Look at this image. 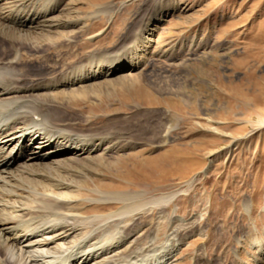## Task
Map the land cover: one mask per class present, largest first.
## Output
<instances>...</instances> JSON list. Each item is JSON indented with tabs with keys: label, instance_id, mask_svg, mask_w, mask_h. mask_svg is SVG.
<instances>
[{
	"label": "rangeland",
	"instance_id": "1",
	"mask_svg": "<svg viewBox=\"0 0 264 264\" xmlns=\"http://www.w3.org/2000/svg\"><path fill=\"white\" fill-rule=\"evenodd\" d=\"M67 2L92 32L104 33L80 35L72 58L52 48L23 51L28 77L59 72L56 60L122 47L148 16L166 10L146 60L130 72L139 84L54 104L61 123L118 144L96 163L64 171L71 189L81 187L74 208L85 217L116 215L122 201L115 193L144 192L126 219L115 216L124 219L114 221L119 227L101 224L106 244L132 225L129 242L138 239L140 253L121 264H159L160 255V264H264V0ZM105 9L116 10L110 21ZM173 192L161 212L150 203Z\"/></svg>",
	"mask_w": 264,
	"mask_h": 264
},
{
	"label": "bare ground",
	"instance_id": "2",
	"mask_svg": "<svg viewBox=\"0 0 264 264\" xmlns=\"http://www.w3.org/2000/svg\"><path fill=\"white\" fill-rule=\"evenodd\" d=\"M68 4L65 0H0V264H121L140 253L139 240L129 242L132 225L125 224L122 236L107 241L108 245L102 242L101 224L110 228L118 219L123 223L121 216L131 213L130 202L145 196L144 192L115 193L122 201L118 219V214L85 217L74 208L81 187L71 189L74 186L64 180V171L80 169L88 161L96 163L118 144L61 123L63 117L54 104H73L93 94L109 96L118 92L116 86L121 89L138 83L139 77L130 72L146 60L145 51L166 10H154L137 37L122 47L91 51L72 62L56 60L63 63L59 72L28 77L20 62L23 51L43 53L52 48L59 56L66 53L72 58L80 35L94 39L104 33V29L92 32ZM115 12L105 9L107 21ZM117 136L116 132L110 137ZM151 163L160 166L157 161ZM175 194H163L150 203L157 204L161 212ZM107 196L103 199H113ZM118 222L114 226L119 227ZM110 250L115 254L109 256ZM158 258L166 260L161 255Z\"/></svg>",
	"mask_w": 264,
	"mask_h": 264
}]
</instances>
